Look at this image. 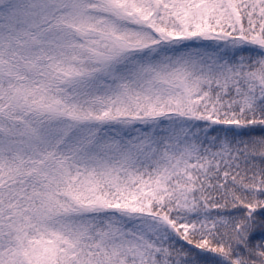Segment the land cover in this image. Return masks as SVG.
<instances>
[{
    "label": "snow or ice",
    "instance_id": "snow-or-ice-1",
    "mask_svg": "<svg viewBox=\"0 0 264 264\" xmlns=\"http://www.w3.org/2000/svg\"><path fill=\"white\" fill-rule=\"evenodd\" d=\"M0 264H264V0H0Z\"/></svg>",
    "mask_w": 264,
    "mask_h": 264
}]
</instances>
